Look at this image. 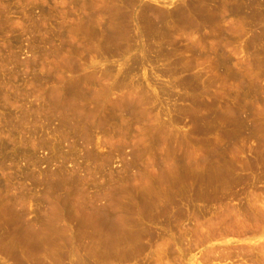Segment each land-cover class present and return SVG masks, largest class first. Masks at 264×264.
Masks as SVG:
<instances>
[{
	"label": "rangeland",
	"instance_id": "1",
	"mask_svg": "<svg viewBox=\"0 0 264 264\" xmlns=\"http://www.w3.org/2000/svg\"><path fill=\"white\" fill-rule=\"evenodd\" d=\"M4 204L0 264H264V0H0Z\"/></svg>",
	"mask_w": 264,
	"mask_h": 264
},
{
	"label": "bare ground",
	"instance_id": "2",
	"mask_svg": "<svg viewBox=\"0 0 264 264\" xmlns=\"http://www.w3.org/2000/svg\"><path fill=\"white\" fill-rule=\"evenodd\" d=\"M209 178H210V177H209ZM205 180H206V179H205ZM207 180H208V179H207ZM210 180H211V179H210ZM212 180H213V178H212ZM219 183H220V182H219ZM222 183H223V182H222ZM200 184H201V183H200ZM214 184H215V183H214ZM221 185H222V184L217 185V186H221ZM223 186H224V185H223ZM203 189H204V188H203ZM203 192H204V191H203ZM204 195H205V194H204ZM14 196H15V195H14ZM14 196H12L13 200H14ZM202 196H203V195H202ZM221 197H222V196H221ZM10 198H11V196H10ZM217 198H218V197H217ZM6 199H7V198H6ZM18 199H19V198H18ZM7 200H8V199H7ZM13 200H12V201H13ZM217 200H218V199H217ZM221 200H222V199H221ZM16 201L18 202L17 199H16ZM16 201H15V202H16ZM19 201H20V200H19ZM91 201H92V200H91ZM6 202H8V201H6ZM9 202H11V201L9 200ZM13 202H14V201H13ZM15 202H14V204L16 205L17 203H15ZM86 202H88V201H86ZM107 202H108V201H107ZM11 203H12V202H11ZM11 203H10V204H11ZM18 203L21 204V203H23V202H22V200H21V202H18ZM88 203L90 204V202H88ZM88 203H85V204H86L85 206H86V207L88 206L89 210L93 213V211H92L91 209H92V207H93L92 205L94 204V201H93V203L91 202V203H92V204H90L91 207H89V205H87ZM111 203H112V205H114L113 202H111ZM7 204H8V203H7ZM14 204H12V205L14 206ZM95 204H96V202H95ZM95 204H94V206H95ZM101 204H103V203L101 202ZM101 204H100V205H101ZM104 204H108V205H109V202H108V203H104ZM205 204H206V203H205ZM205 204H202V205L204 206ZM4 205H5V204H4ZM12 205H11V206H12ZM21 205H22V206H25V204H21ZM81 205L83 206L84 204H81ZM112 205H110L111 207L109 206V208H112V207H113ZM5 206H6V205H5ZM8 206L10 207L9 209H11V210L14 209V208H11L10 205H8ZM101 206H102V207H97V209H96V208H93L94 211H97V212H96L97 214L94 213V215L96 214V215L98 216V215L102 214L103 212H106V214H104V215L107 216V214H108V213H107L108 209H107V211H105V210H106V208H108V207L105 206V205H104L105 208L103 207V205H101ZM114 206H115V205H114ZM197 206H199V205H196V206H194V207L197 209ZM254 206H255V207H254L255 209H253V210H254V212H255V210L258 209L259 207L256 208V205H254ZM14 207H15V206H14ZM16 207H17V205H16ZM59 207H60V206H59ZM76 207H77V206H76ZM78 207H79V205H78ZM80 207H81V206H80ZM86 207L83 206V210H84V211H83V210H82V211H83V212L86 211V213H87V208H86ZM95 207H96V206H95ZM116 207H117V204H116V206H115V209H116ZM200 207H201V206H200ZM205 207H206V206H205ZM205 207H204V208H205ZM2 208H3V210H4V208H7V206H6V207H3V206H2V207L0 208V210H2ZM21 208H22V207L20 206V209H21ZM90 208H91V209H90ZM195 208H194V210H195ZM247 208H248V207H247ZM247 208H246V209H247ZM250 208L252 209L253 206L250 207ZM15 209H16V208H15ZM18 209H19V208H18ZM18 209H17V210H18ZM74 209H75V211H77L79 208H78V209H77V208H74ZM76 209H77V210H76ZM80 209H82V208H80ZM117 209H118V208H117ZM200 209H202V207H201ZM246 209L244 208V210H246ZM248 209H249V208H248ZM248 209H247L245 212H247ZM259 209H260V208H259ZM262 209H263V208H262ZM262 209H260V210L262 211ZM5 210H7V209H5ZM22 210H23V209H22ZM22 210H21V211H22ZM112 210H114V209H112ZM112 210H111V211H112ZM197 210H199V209H197ZM202 210H203V209H202ZM204 210H205V209H204ZM241 210H242V209H241ZM260 210H256V212H255V214H254V217L249 216V219H248V220H250L251 218H253L254 220H255V219H258V220H256V221H259L260 218L263 219V217H262V213H261V215H260V213H259V212H261ZM7 211H8V212H11V211H9V210H7ZM7 211H3V212H7ZM19 211H20V210H19ZM73 211H74V210H73ZM75 211H74V212H75ZM80 211H81V210H80ZM82 211H81V212H82ZM90 211H89V212H90ZM115 211H116V210H115ZM207 211H208V210H207ZM221 211H223V215H226L227 219H226V217H224V216H223V217H222V216H221V217H220V216H216V218L219 219V220H217V219L215 218V216H214L215 219H214V221H213V219H212V222H213V223H211V225H210L209 222H207V223L211 226V229H210V227H207V228L209 229V230H208L209 232L206 231V232H208V234H210L211 231H212V233H213V232H219L220 234H223L222 232H223V230H225L223 226H224V223H226L225 220H228V219H229V222H228V223H230V221H231L232 223H230V224L233 225V226H235V227H236V226H239V227H240V226H243V227H244V225H247V223H249L248 221H247V223H246V222L244 223V217H245V216H244V217H243V216H241V217L239 216V217H236V218L234 219V218L231 216L232 211L230 212L229 210H228V211L226 210L227 212H225V210H222V209H221ZM236 211H237V210H236ZM257 211H259V212H257ZM263 211H264V210H263ZM0 212H2V211H0ZM13 212H14V211H13ZM78 212H79V211H78ZM83 212H82V213H83ZM89 212H88V215H89ZM91 212H90V213H91ZM100 212H102V213H100ZM198 212H200V211H198ZM203 212H204V211H203ZM203 212H202V213H203ZM205 212H206V210H205ZM218 212H219V211H218ZM233 212H234V211H233ZM238 212H239V211H238ZM241 212H242V211H241ZM243 212H244V211H243ZM245 212L243 213V215L245 214ZM248 212L251 213L250 211H248ZM248 212H247V214H248ZM254 212H252V216H253V213H254ZM11 213H12V212H11ZM15 213H16V211H15ZM15 213H14V214H15ZM71 213H72V212H71ZM75 213H76V212H75ZM79 213H80V212H79ZM79 213H77V215H76L77 218H79V217H78V216H79ZM92 213H91V214H92ZM98 213H100V214H98ZM202 213L200 212V214H202ZM216 213H217V211H216ZM224 213H225V214H224ZM6 214H7V213H6ZM9 214H10V213H9ZM17 214H18L19 217L21 216V214L19 215V212H17ZM91 214L89 215V217H91ZM219 214H220V213H219ZM219 214H218V215H219ZM234 214L236 215V212H234ZM237 214L239 215V213H237ZM241 214H242V213H241ZM3 215H4V214H3ZM15 215H16V214H15ZM15 215H13V216L15 217ZM214 215H215V214H214ZM263 215H264V214H263ZM7 216H8V215H7ZM11 216H12V215H10V217H11ZM100 216H101V215H100ZM228 216H229V217H228ZM233 216H234V215H233ZM236 216H237V215H236ZM246 216H247V215H246ZM66 217H67V215H66ZM86 217H87V216H86ZM86 217H85V218H86ZM102 217H105V216H102ZM102 217H101V218H102ZM107 217H109V216H107ZM107 217H106V218H107ZM230 217H232V220H233V221L231 220ZM5 218H8V217H6V215H5ZM85 218H83V219H85ZM93 218H94V216H93ZM245 218H246V217H245ZM247 218H248V217H247ZM247 218H246V220H247ZM1 219H2V218H1ZM10 219H11V220H12V219L14 220L15 218L12 217V218H10ZM16 219H18V218H16ZM69 219H70V218H69ZM83 219H81V220H83ZM96 219H97V217H96ZM103 219H104V218H103ZM103 219H102L103 222H104V221L106 222V221L108 220V219H107V220H103ZM210 219H211V218H210ZM261 219H260V220H261ZM86 220H87V219H86ZM86 220H85V221H86ZM97 220L100 221V222H102L101 219L99 220V216H98V219H97ZM97 220H96V221H97ZM215 220H217V221H215ZM246 220H245V221H246ZM254 220H253L252 223L255 222V224H257V226H260V222H259V223H258V222L256 223V221H254ZM6 221H7V219H6ZM88 221H90V220L88 219ZM88 221H87V222H88ZM98 221H97V222H98ZM251 221H252V219H251ZM262 221H263V223H264V219H263ZM52 222H53V221H52ZM105 222H104V223H105ZM107 222H108V221H107ZM53 223H54V222H53ZM88 223H89V222H88ZM95 223H96V222H95ZM228 223H227V224H228ZM10 224H11V223H10ZM10 224H8V225L10 226ZM98 224H100V223H98ZM107 224H108V223H107ZM258 224H259V225H258ZM261 224H262V222H261ZM12 225L15 226L14 223H13ZM54 225H55V224H54ZM91 225H92V223H91ZM96 225H97V224H95V226H96ZM102 225H103V224H102ZM104 225H106V224H104ZM104 225H103V226H104ZM209 225H207V226H209ZM249 225H250V224H249ZM9 226H7V227H9ZM14 226H13V227H14ZM93 226H94V224H93ZM107 226H108V225H106L105 228H107ZM109 226H110V225H109ZM205 226H206V225H205ZM225 226H226V225H225ZM257 226H256V227L253 226V228L256 229ZM15 227H16V226H15ZM38 227H39V226H38ZM38 227H37L36 229H38ZM43 227H44V226H43ZM47 227H48V226H47ZM55 227H56V225H55ZM101 227H102L101 225L99 226V228L95 227V228H96L95 230H98V229L100 230ZM230 227H231V226H230ZM230 227L227 229V226H226V227H225V228H226V231L229 230V229H231V230L233 229V227H232V228H230ZM243 227H240V230L243 229ZM245 227H246V229H247L248 226H245ZM28 228H29V227H27V229H28ZM32 228H33V226H32ZM32 228L30 227V232H31V229H32ZM86 228H87V227H86ZM89 228H90V226H89ZM202 228H204V227H202ZM202 228H201V229H202ZM237 228H238V227H237ZM250 228H251V227L249 226V229H250ZM258 228L260 229L261 226L258 227ZM262 228H264V227H262ZM27 229H26V230H27ZM40 229H41V227H40ZM91 229L93 230V228H91ZM108 229H110V227H109ZM197 229H198V228H197ZM197 229H196V231H197V232H200V235H203V234L205 233V232L203 233V230L201 231V230H197ZM238 229H239V228H238ZM238 229H237V230H238ZM249 229H248V230H249ZM251 229H252V228H251ZM254 229H253V230H254ZM7 230H8V229H7ZM32 230H33V229H32ZM92 230H90L89 232H91ZM104 230H105V229H104V227H103V231H104ZM244 230H245V229H244ZM28 231H29V230H28ZM40 231H41V230H40ZM100 231H102V228H101ZM106 231H107V229H106ZM204 231H205V229H204ZM241 231H242V230H241ZM251 231H252V230H251ZM10 232H13V233H14V230H13V231H10ZM93 232H94V231H93ZM93 232H91V233H93ZM201 232H202V233H201ZM15 233L17 234V230H15ZM15 233H14V234H15ZM18 233H19V232H18ZM16 234H15V235H16ZM216 234H217V233H216ZM216 234H213V235H216ZM12 235H13V234L11 233V236H12ZM15 235H14V236H15ZM17 235H18V234H17ZM204 235H205V234H204ZM213 235L210 234V236H213ZM218 235H219V234H218ZM14 236H12V237H14ZM17 237H18V236H17ZM19 237H20V236H19ZM11 239H13V240L15 239V240H16L17 238H11ZM15 240H14V242H15ZM19 240H20V242H22V240H21L20 238H19L17 241L19 242ZM120 240L122 241V239H120ZM120 240L118 241L119 243H120ZM20 242H19V243H20ZM11 244H12V243H11ZM120 244H121V243H120Z\"/></svg>",
	"mask_w": 264,
	"mask_h": 264
}]
</instances>
